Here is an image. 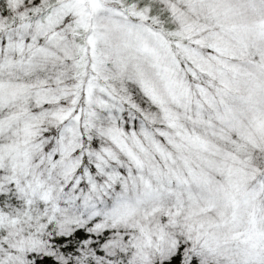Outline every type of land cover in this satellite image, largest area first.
I'll return each mask as SVG.
<instances>
[{"label": "snow or ice", "instance_id": "snow-or-ice-1", "mask_svg": "<svg viewBox=\"0 0 264 264\" xmlns=\"http://www.w3.org/2000/svg\"><path fill=\"white\" fill-rule=\"evenodd\" d=\"M0 264H264V0H0Z\"/></svg>", "mask_w": 264, "mask_h": 264}]
</instances>
